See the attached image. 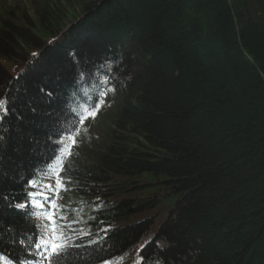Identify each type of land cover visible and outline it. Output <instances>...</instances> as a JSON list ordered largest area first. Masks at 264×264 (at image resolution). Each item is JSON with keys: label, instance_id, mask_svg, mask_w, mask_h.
I'll use <instances>...</instances> for the list:
<instances>
[{"label": "trees", "instance_id": "1", "mask_svg": "<svg viewBox=\"0 0 264 264\" xmlns=\"http://www.w3.org/2000/svg\"><path fill=\"white\" fill-rule=\"evenodd\" d=\"M29 5L0 7V264L24 261L32 219L11 204L85 93L103 129L77 124L65 161L75 244L115 242L109 264H264V0ZM105 62L107 95L99 72L74 88Z\"/></svg>", "mask_w": 264, "mask_h": 264}, {"label": "snow or ice", "instance_id": "2", "mask_svg": "<svg viewBox=\"0 0 264 264\" xmlns=\"http://www.w3.org/2000/svg\"><path fill=\"white\" fill-rule=\"evenodd\" d=\"M74 63L79 66V61L75 56ZM97 72L109 77L99 82L100 93L107 95V86L111 83V69L108 68L107 62L91 71L78 67L74 88L87 82L89 78L95 79ZM41 91L43 92V89ZM47 95L51 96V93H47ZM83 99L88 107L78 112L72 110L64 116L65 124L69 120L73 122L68 126L60 124L54 134H49L47 155L43 157L39 165L29 169L21 185V190L17 193V196L25 203L11 204V207L21 209L23 215L32 219L31 239L21 250L25 254L24 261H21L17 256L12 258L15 264H84L82 253H77L78 258L73 259V249L75 248H82L84 251H95L99 264H109V260L115 255L112 252L115 242L105 243L103 240L85 242L77 236L81 243L79 245L75 244L72 237L77 232L75 228L76 217L59 202L63 198V194L70 190L68 187L70 181L66 179L70 170L65 161L75 154L73 149L80 139L77 124H83L86 120L95 117L100 95L94 97L91 103L88 102L87 93H85ZM64 111L62 105L60 108L61 114ZM6 114L5 107L4 115ZM2 123L3 117H0V124ZM8 131V129L0 128V175H6L4 171V150L6 148L5 137ZM53 135L56 137L54 140L52 139ZM104 231L107 232V230ZM92 244L96 245L94 249H92ZM150 259V257H141L139 264H148Z\"/></svg>", "mask_w": 264, "mask_h": 264}, {"label": "rangeland", "instance_id": "3", "mask_svg": "<svg viewBox=\"0 0 264 264\" xmlns=\"http://www.w3.org/2000/svg\"><path fill=\"white\" fill-rule=\"evenodd\" d=\"M14 6H20L23 12L30 13L29 0H0V7L3 9L12 8ZM100 129H103V125L100 123L99 117L95 118L89 127L85 129V133L95 136Z\"/></svg>", "mask_w": 264, "mask_h": 264}]
</instances>
